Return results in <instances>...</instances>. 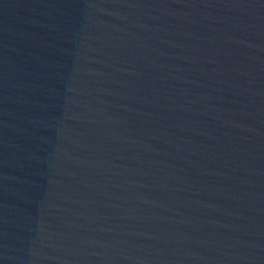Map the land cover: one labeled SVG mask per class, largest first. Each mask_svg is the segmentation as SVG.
Wrapping results in <instances>:
<instances>
[{
  "label": "water",
  "instance_id": "obj_1",
  "mask_svg": "<svg viewBox=\"0 0 264 264\" xmlns=\"http://www.w3.org/2000/svg\"><path fill=\"white\" fill-rule=\"evenodd\" d=\"M0 264H264V0H0Z\"/></svg>",
  "mask_w": 264,
  "mask_h": 264
}]
</instances>
